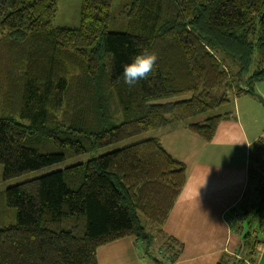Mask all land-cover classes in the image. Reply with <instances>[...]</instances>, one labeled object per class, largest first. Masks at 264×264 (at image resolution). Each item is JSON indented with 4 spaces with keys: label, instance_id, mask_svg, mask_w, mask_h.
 Listing matches in <instances>:
<instances>
[{
    "label": "trees",
    "instance_id": "trees-1",
    "mask_svg": "<svg viewBox=\"0 0 264 264\" xmlns=\"http://www.w3.org/2000/svg\"><path fill=\"white\" fill-rule=\"evenodd\" d=\"M57 1L0 0L5 181L180 120L210 142L230 114L221 109L264 81V0H123L126 31L108 27L113 0H82L80 25L56 26ZM142 53L157 60L130 87L124 66ZM186 179V164L152 137L10 185L16 223L0 227V264H98L100 246L157 233L170 249L146 255L175 264L184 243L164 225ZM248 182L241 257L217 264H255L264 244L262 138Z\"/></svg>",
    "mask_w": 264,
    "mask_h": 264
},
{
    "label": "crops",
    "instance_id": "crops-1",
    "mask_svg": "<svg viewBox=\"0 0 264 264\" xmlns=\"http://www.w3.org/2000/svg\"><path fill=\"white\" fill-rule=\"evenodd\" d=\"M256 99L251 94L232 99L223 109L230 114L222 119L212 141L205 142L200 137L189 139V146L199 153V161L177 156L171 150L175 145L170 148L165 144L163 139L169 145L170 138H176L177 123L166 127L158 136L166 150L187 167L186 184L164 225L166 234L184 243L183 253L175 264H217L226 254L241 257L242 233L230 224L240 223L246 231L243 220L249 217L253 203L246 198L249 153L252 143L264 139V109L255 105L252 100ZM224 163H233L234 169H226ZM262 231H259L261 238L264 228ZM256 251L255 264H264V244ZM97 256L98 264H155L134 236L100 246Z\"/></svg>",
    "mask_w": 264,
    "mask_h": 264
},
{
    "label": "rangeland",
    "instance_id": "rangeland-1",
    "mask_svg": "<svg viewBox=\"0 0 264 264\" xmlns=\"http://www.w3.org/2000/svg\"><path fill=\"white\" fill-rule=\"evenodd\" d=\"M81 4L82 0H58L56 10L54 12V16L52 18V23L56 26H64V27H71L75 28L80 25V11H81ZM123 5V0H113L112 3V10H111V20L109 23V29L113 31H126L128 28V22L129 19L126 15L121 12V8ZM255 64L253 65V67ZM252 67V68H253ZM256 92L260 93L264 96V81L258 82L255 85ZM216 94H219V92H216ZM255 101V105L261 109H264V106L259 100H252ZM229 105V104H228ZM226 105V106H228ZM254 105V106H255ZM226 106L223 109H226ZM221 109V111H223ZM189 123V120H180L175 125V133L176 138L172 137L169 140V145L166 139H163L165 144L167 146H170V148H173L172 145H175V149H171L174 154L177 156H181L184 158H187L188 160H194L199 158V153L193 150V147L189 146V139L193 141L192 139H197L199 136L192 133L188 127L187 124ZM168 126H173L171 124L164 125L158 129L150 130L141 134H138L134 137H131L125 141L117 142L115 144H111L105 147H101L99 149L93 150L88 153L80 154L77 156H73L70 158H67L65 160H62L60 162L45 166L43 168H40L38 170H35L33 172L21 175L17 178H13L9 181L3 180L2 173H3V165H0V227L4 226L5 224H15L16 223V209L14 207L8 206L5 201V190L8 186L19 183L23 180L37 177L42 174H45L50 171L63 169L68 165L79 163V162H85L89 158L100 155L106 152L113 151L115 149L124 147L126 145L147 139L152 138L153 136H160L161 132ZM226 165V169L233 170L234 164L233 163H224ZM244 221V220H243ZM230 226L237 232L243 233L244 229L242 225L239 223L236 225L235 222H231ZM217 239H219V235H215ZM151 239L153 242L148 243L144 242L142 244L144 252H148L151 255L155 254H163L168 253L170 247L169 243L166 242L167 237L164 236L162 233H157L152 235ZM158 248H162L163 250L160 252ZM168 249V250H167Z\"/></svg>",
    "mask_w": 264,
    "mask_h": 264
},
{
    "label": "clouds",
    "instance_id": "clouds-1",
    "mask_svg": "<svg viewBox=\"0 0 264 264\" xmlns=\"http://www.w3.org/2000/svg\"><path fill=\"white\" fill-rule=\"evenodd\" d=\"M157 56L154 53H142L136 55L123 69V81L127 85L134 86L139 80L147 77L151 72Z\"/></svg>",
    "mask_w": 264,
    "mask_h": 264
},
{
    "label": "water",
    "instance_id": "water-1",
    "mask_svg": "<svg viewBox=\"0 0 264 264\" xmlns=\"http://www.w3.org/2000/svg\"><path fill=\"white\" fill-rule=\"evenodd\" d=\"M252 95H254L255 97H257V99L262 103V105L264 106V96L261 95L260 93L256 92V91H251Z\"/></svg>",
    "mask_w": 264,
    "mask_h": 264
}]
</instances>
